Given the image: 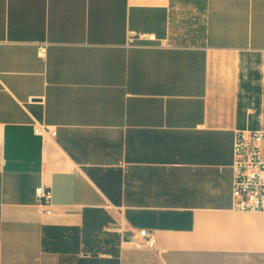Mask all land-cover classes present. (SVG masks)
Instances as JSON below:
<instances>
[{
	"label": "crops",
	"instance_id": "1",
	"mask_svg": "<svg viewBox=\"0 0 264 264\" xmlns=\"http://www.w3.org/2000/svg\"><path fill=\"white\" fill-rule=\"evenodd\" d=\"M243 130L264 0H0V264H264V213L232 208Z\"/></svg>",
	"mask_w": 264,
	"mask_h": 264
},
{
	"label": "built area",
	"instance_id": "2",
	"mask_svg": "<svg viewBox=\"0 0 264 264\" xmlns=\"http://www.w3.org/2000/svg\"><path fill=\"white\" fill-rule=\"evenodd\" d=\"M147 39L156 41V36L128 31L127 43L132 45L136 40ZM47 46L38 47V57H46ZM34 132L44 141L56 136V131L35 126ZM35 196L42 208L50 212L53 194L45 185L35 190ZM232 208L238 212L264 213V130L237 131L233 140L232 163ZM137 247L153 250L156 246V236L148 230L138 233Z\"/></svg>",
	"mask_w": 264,
	"mask_h": 264
}]
</instances>
